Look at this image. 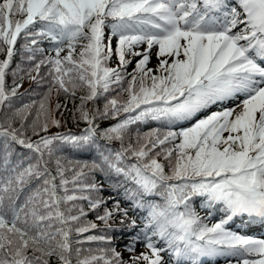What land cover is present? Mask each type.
I'll list each match as a JSON object with an SVG mask.
<instances>
[{
	"label": "snow or ice",
	"instance_id": "1",
	"mask_svg": "<svg viewBox=\"0 0 264 264\" xmlns=\"http://www.w3.org/2000/svg\"><path fill=\"white\" fill-rule=\"evenodd\" d=\"M18 51L29 66L12 69ZM0 57V264H264V239L230 227L264 225V0H0ZM25 76L47 91L14 107ZM53 91L79 132L48 134L67 110ZM97 172L123 177L110 187L139 224ZM124 227L127 260L110 235Z\"/></svg>",
	"mask_w": 264,
	"mask_h": 264
},
{
	"label": "trees",
	"instance_id": "2",
	"mask_svg": "<svg viewBox=\"0 0 264 264\" xmlns=\"http://www.w3.org/2000/svg\"><path fill=\"white\" fill-rule=\"evenodd\" d=\"M22 44H23V40H20L17 44L18 50L20 49ZM41 46L47 49L49 47V44L45 41ZM53 55H54V53H53ZM25 57H26V54H25ZM0 58H2V57H0ZM37 58L39 59L40 57L38 56ZM17 63H21V66L25 67V68L29 66L26 59L23 62L21 61V56L19 54V51H18L17 55L14 56V58H13V62L11 65L12 69H15ZM134 67H135V65L132 64L129 72H131ZM45 72H46V69L42 68L41 69V76H43ZM32 75H36V73L33 72ZM16 82L19 83L21 86L17 91V98L14 100V107H21L25 103H30L33 99H36L38 101L41 98V96L43 95V93L47 91V87H48L46 82H41L40 84H37V83H34L31 79H29L28 76H25L23 80L17 79ZM7 85L9 87V89L13 85V78H12L11 72H9V75L7 76ZM58 99H61V101H59ZM57 102H59L61 105L66 104L67 110H65L64 108H61V111L63 112L62 117L60 116L59 112L55 113L56 118L61 120L62 127L60 129L51 128L49 130L48 134H53L57 131L66 132L69 130H71L72 132H79L80 128H82L83 125H80L78 127L77 125H75L72 122L71 109L73 108V102L71 100L66 101L65 98L63 97V95L57 97L56 93L53 91V93L51 94L50 100H49V104H48L49 108L54 109L55 104ZM76 103H79L78 99H77ZM98 107H100L102 109L103 103L101 102L98 105ZM212 110L214 111L217 109L214 107ZM8 114L10 115V113H8ZM5 115H6L5 111H0V122L4 121ZM33 115H34V113H33ZM111 123H112L111 121H101L100 122L102 128L109 126ZM15 126L19 127V121L16 122ZM153 127H158V125L156 122L150 121L148 124L139 125V131L141 133L148 132ZM136 131H137V126H135V125L132 126L131 135L133 136V138L135 137ZM33 139H36V137H33ZM101 143H103V141H101ZM126 143H127V138H126ZM112 147L119 148V142H114L112 144ZM17 151H19L21 153H26V150L19 149L18 147H17ZM64 155L68 156L69 159H72L74 161L78 160V161H82V162L83 161H89L90 162L94 158L95 153H94V151L74 152L72 150H65ZM85 171H87V169ZM70 175L71 174H69V178H70ZM94 177H95V181L97 183L102 184V191L99 193V195L104 197L105 199H107L110 196L115 198V199H119L121 201L122 207H128L130 209L129 217L135 218L137 220V223L139 224L140 218L143 215H146V212H143L140 209H131V202L124 200V198H123V187H119L115 191L110 187V184H117V185L123 184L124 183L123 177H117L115 175L105 177L103 174H101L99 172L95 173ZM92 179H93V177L89 176L85 182L91 183ZM125 186L130 188V189L134 187V185H131L130 183L125 184ZM69 187H71V185ZM93 195H95V194H93ZM149 199H152L156 202H159L158 197L149 198ZM112 204H113V200H108V203L106 206L108 208H111ZM83 206L85 207V210L87 211V202H83ZM195 206H196V210H197L198 214L201 217H206L208 215V212L210 210L200 207L199 198H197V200L195 202ZM100 211L102 213L103 209H100ZM219 218H220V213L218 211H214L213 217H212V222H215V220H218ZM87 219L88 220H95V213H89ZM96 222H97V224L100 225L101 228H103V225L100 224L99 221H96ZM255 224L257 225L256 222L252 223V224L245 225L244 223H242L240 218H237L234 223L230 224V227L235 231L243 232L244 234H247V235H248V233H249V235L260 234L261 232L264 233V225L258 224L259 227H257ZM114 226L115 227H122L119 224V220H117L115 222ZM134 231L129 232L127 230V228L124 227L123 230L120 232L110 233V235H113L115 237L113 240V246H115L116 249L123 251V246L128 243L129 237L134 234ZM85 247H88V245H85ZM93 247H94V245H93ZM141 247H142V245H137V248H141ZM165 259H167V255H165ZM52 264H56V261L54 258L52 260Z\"/></svg>",
	"mask_w": 264,
	"mask_h": 264
},
{
	"label": "rangeland",
	"instance_id": "3",
	"mask_svg": "<svg viewBox=\"0 0 264 264\" xmlns=\"http://www.w3.org/2000/svg\"><path fill=\"white\" fill-rule=\"evenodd\" d=\"M140 50H142V48L140 49ZM156 63H157V61H156V57H155V54L153 53V55H152V57H151V59H150V63H149V67H155V65H156ZM111 66L112 67H114V66H116V64H115V62H113L112 64H111ZM131 66L132 65H130L129 66V68H128V71L131 69ZM59 101H61V99H58ZM254 222H256L257 223V227H259L258 226V224L260 225L261 223H260V221H254ZM250 229V228H249ZM251 236H255L256 238H258V239H264V234H263V236H259V235H252L251 234ZM117 251H120L119 249H116ZM141 251H143V247H141V248H136V252L137 253H139V252H141ZM120 252H123V251H120ZM129 253H127V252H123V256H124V259H128V257H129ZM208 258H205L204 259V264H227V261H226V259L225 258H223V257H217V258H212V259H208ZM229 259H231V264H236V262H235V259L234 258H229ZM207 260V261H206Z\"/></svg>",
	"mask_w": 264,
	"mask_h": 264
}]
</instances>
